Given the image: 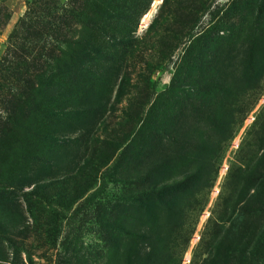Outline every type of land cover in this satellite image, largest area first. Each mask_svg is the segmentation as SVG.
<instances>
[{"label":"rangeland","instance_id":"374dc122","mask_svg":"<svg viewBox=\"0 0 264 264\" xmlns=\"http://www.w3.org/2000/svg\"><path fill=\"white\" fill-rule=\"evenodd\" d=\"M261 166L264 0H0V264H264Z\"/></svg>","mask_w":264,"mask_h":264},{"label":"trees","instance_id":"16d2710c","mask_svg":"<svg viewBox=\"0 0 264 264\" xmlns=\"http://www.w3.org/2000/svg\"><path fill=\"white\" fill-rule=\"evenodd\" d=\"M261 168L263 169L264 167L263 166H261ZM259 176V175H258ZM250 178H251V175L248 177V181L250 180ZM255 191L256 190H253L252 192H253V194L255 193Z\"/></svg>","mask_w":264,"mask_h":264}]
</instances>
